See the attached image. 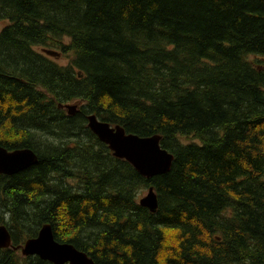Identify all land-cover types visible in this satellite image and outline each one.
Masks as SVG:
<instances>
[{
	"label": "trees",
	"instance_id": "1",
	"mask_svg": "<svg viewBox=\"0 0 264 264\" xmlns=\"http://www.w3.org/2000/svg\"><path fill=\"white\" fill-rule=\"evenodd\" d=\"M0 20V145L38 156L0 173V264H53L18 249L45 223L95 264H264V0H0ZM90 114L160 135L170 170L143 176Z\"/></svg>",
	"mask_w": 264,
	"mask_h": 264
},
{
	"label": "water",
	"instance_id": "2",
	"mask_svg": "<svg viewBox=\"0 0 264 264\" xmlns=\"http://www.w3.org/2000/svg\"><path fill=\"white\" fill-rule=\"evenodd\" d=\"M45 52L51 53L45 49ZM55 54V53H52ZM83 76L82 73H79ZM69 114H74L76 105L66 104ZM88 126L106 143L115 156L128 160L145 177L150 178L170 170L173 154L161 146V136H140L128 133L121 125L100 120L95 114L87 117ZM38 163L37 154L30 148L8 150L0 145V173L16 174ZM140 204L155 212L158 197L153 187L140 199ZM12 246V235L5 224L0 225V248ZM23 255H38L53 264H95L87 253L73 244L55 239L51 224H44L36 237L29 238L20 246Z\"/></svg>",
	"mask_w": 264,
	"mask_h": 264
},
{
	"label": "rangeland",
	"instance_id": "3",
	"mask_svg": "<svg viewBox=\"0 0 264 264\" xmlns=\"http://www.w3.org/2000/svg\"><path fill=\"white\" fill-rule=\"evenodd\" d=\"M6 24V21L5 20H0V29ZM148 193V189H144V190H141L139 193H138V200H140L141 197H143L144 195H146Z\"/></svg>",
	"mask_w": 264,
	"mask_h": 264
},
{
	"label": "bare ground",
	"instance_id": "4",
	"mask_svg": "<svg viewBox=\"0 0 264 264\" xmlns=\"http://www.w3.org/2000/svg\"><path fill=\"white\" fill-rule=\"evenodd\" d=\"M77 111H78V110H76L74 114H76V113H77ZM107 122H108V121H107ZM138 135H139V134H138ZM89 256H90V255H89Z\"/></svg>",
	"mask_w": 264,
	"mask_h": 264
}]
</instances>
